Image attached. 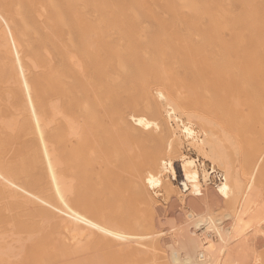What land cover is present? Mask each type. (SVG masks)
I'll use <instances>...</instances> for the list:
<instances>
[{
    "label": "bare ground",
    "instance_id": "bare-ground-1",
    "mask_svg": "<svg viewBox=\"0 0 264 264\" xmlns=\"http://www.w3.org/2000/svg\"><path fill=\"white\" fill-rule=\"evenodd\" d=\"M239 1L0 0V264H264L239 257L264 237V27ZM165 193L185 240L157 225Z\"/></svg>",
    "mask_w": 264,
    "mask_h": 264
},
{
    "label": "rangeland",
    "instance_id": "rangeland-1",
    "mask_svg": "<svg viewBox=\"0 0 264 264\" xmlns=\"http://www.w3.org/2000/svg\"><path fill=\"white\" fill-rule=\"evenodd\" d=\"M148 1V5L154 9L155 11L158 12V14H160L159 16L161 17H169L171 15L170 12L165 10V5L168 4V0H147ZM212 3V5H214V7L218 8L222 7L221 11H218L217 14H224V16H231L234 14H238V13H244L246 11V9L242 6V3L239 0H208ZM254 4H256L257 8H258V12L259 15L261 17L262 20V28L264 27V0H254ZM154 7V8H153ZM175 12L176 15L178 17V24L177 26L179 28L183 27V23H181V17H183V11L179 8H175ZM167 15V16H164ZM42 19L44 18L43 16L41 17ZM48 24H51V27L48 29L46 28V30H51L52 32H54V34H57L60 30L58 28L57 25H52V22H49ZM47 26V25H46ZM181 26V27H180ZM225 33L228 35H231L232 32L230 30H225ZM263 36H264V28H263ZM264 38V37H263ZM41 69L40 68H36L34 69L35 71L33 72V74L37 71H39ZM0 103L1 104H6V95L1 93L0 90ZM23 139H18V142H22ZM183 151L186 155H188L189 157H192L196 160V162L198 163V165L200 166L201 164L208 169L209 171H211L212 169V164L209 160L204 159L202 156L198 155L197 152L190 146L188 145L187 142H185ZM174 168L176 171V179H173V177L170 174V178L173 180V182L175 183V186H178L180 191L182 190V192L187 193V198H186V204H190L194 201H196V199L190 195L188 193V191L185 190V188L182 185L184 176H183V170H182V161H181V157L177 156L175 161H174ZM222 171H220L219 169H217L214 172H211V179H210V189L215 188L218 183L221 180L222 177ZM155 210H156V214L158 217V221H157V225L161 228L164 229L165 232H168L170 230H173V232H176L178 235V238H181L182 240H185L187 238V233L185 229H182L185 227L186 224V215H185V205H183V203L180 201L179 197L175 194V193H165V194H159L157 197V201L155 203ZM186 220V221H185ZM224 224L226 223V226H228V221L229 219L227 217L224 218ZM175 225V227H171L172 225ZM190 228H193V225H189ZM263 227H264V223H263ZM203 230V228L197 229L198 233H200ZM249 237V239H251L249 241V246L246 250H242V253L239 254V257L241 260H243V263H246L248 261H250L255 255L264 252V237L261 234H258L255 236H252L250 233L247 234ZM165 241L167 242L168 246L165 245ZM162 243L164 244V246L167 248V250H169L170 245L172 244L171 241L169 240V236L167 234V236L165 237V239L162 241ZM229 248V247H228ZM230 248L234 249V248H239V242H232L230 243ZM170 252V251H169ZM184 252V251H183ZM161 254L164 253V255H167V252H162L160 251ZM165 258L161 259L162 261ZM177 264H183L181 262L177 263ZM253 264V262L251 263Z\"/></svg>",
    "mask_w": 264,
    "mask_h": 264
},
{
    "label": "snow or ice",
    "instance_id": "snow-or-ice-1",
    "mask_svg": "<svg viewBox=\"0 0 264 264\" xmlns=\"http://www.w3.org/2000/svg\"><path fill=\"white\" fill-rule=\"evenodd\" d=\"M149 183H153V181L150 180ZM222 191H224V189H222Z\"/></svg>",
    "mask_w": 264,
    "mask_h": 264
}]
</instances>
